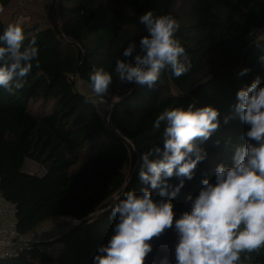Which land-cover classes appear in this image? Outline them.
<instances>
[{"label": "trees", "instance_id": "16d2710c", "mask_svg": "<svg viewBox=\"0 0 264 264\" xmlns=\"http://www.w3.org/2000/svg\"><path fill=\"white\" fill-rule=\"evenodd\" d=\"M0 6V31L23 18L26 35L36 37L40 48V67L24 78V87L15 94L0 89V193L16 206L20 234L37 233L53 219L76 221L58 238L55 260L33 250L0 264H92L98 246L112 235L116 220L109 208L115 197L142 187L140 155L161 143L163 126L157 132L152 125L165 109L195 102L221 113L220 128L201 145L207 159L173 201L178 215L202 179H214L218 164L231 165L246 130L233 110L236 93L257 76L264 78V37L257 38L264 28V0H52L50 6L0 0ZM147 11L178 20L176 37L190 72L179 78L165 72L151 89L114 77L103 104L108 111L96 109L88 96L89 73L101 66L113 71L128 43L147 35L139 23ZM244 68L250 72L241 77ZM113 97L119 102L113 104ZM110 110L114 129L107 122ZM225 117H232L228 124ZM175 242L172 231L154 239L148 264L164 257L174 264ZM247 264H264V249Z\"/></svg>", "mask_w": 264, "mask_h": 264}, {"label": "clouds", "instance_id": "9594fccd", "mask_svg": "<svg viewBox=\"0 0 264 264\" xmlns=\"http://www.w3.org/2000/svg\"><path fill=\"white\" fill-rule=\"evenodd\" d=\"M139 23L147 35L128 43L114 70L101 66L89 73L90 99L106 103L114 77L124 85L151 89L165 72L174 78L190 72L191 61L176 37L180 24L175 17L147 11ZM39 55L36 37L29 38L20 21L9 23L0 31V89L9 94L22 89L24 78L40 67ZM259 62L264 65V55ZM249 72L244 68L238 75ZM112 100L115 104L120 99ZM233 110L246 128L243 143L235 147L230 166L218 164L214 179L201 180L198 193L187 196L188 208L179 215L173 201L207 159L201 145L220 128L221 113L193 102L155 117L154 131L163 126L161 143L140 155L139 191L124 190L115 197L109 208L110 219L116 220L112 235L98 246L92 264H148L154 239L168 231L176 236L174 264H247L252 253L264 249V78L257 76L237 91ZM173 179L178 183H170ZM160 264H169L168 258Z\"/></svg>", "mask_w": 264, "mask_h": 264}, {"label": "built area", "instance_id": "2783aa9c", "mask_svg": "<svg viewBox=\"0 0 264 264\" xmlns=\"http://www.w3.org/2000/svg\"><path fill=\"white\" fill-rule=\"evenodd\" d=\"M49 2L50 0H36ZM263 35L264 28L257 32V36ZM90 92L91 88L87 85ZM92 103L96 109L101 110L103 104L98 98H92ZM16 206L5 200L0 193V260L17 258L22 254L31 251H38L40 254L55 260L58 256L60 244L57 243L63 230L76 221L70 219L69 224H66L63 229L58 226L41 225L37 233L20 234L17 231Z\"/></svg>", "mask_w": 264, "mask_h": 264}, {"label": "crops", "instance_id": "0c3cea01", "mask_svg": "<svg viewBox=\"0 0 264 264\" xmlns=\"http://www.w3.org/2000/svg\"><path fill=\"white\" fill-rule=\"evenodd\" d=\"M45 225H47L48 227L55 225V226H58L59 229H63V227L66 226V219H62V218L53 219V220H50L49 222H47Z\"/></svg>", "mask_w": 264, "mask_h": 264}, {"label": "rangeland", "instance_id": "374dc122", "mask_svg": "<svg viewBox=\"0 0 264 264\" xmlns=\"http://www.w3.org/2000/svg\"><path fill=\"white\" fill-rule=\"evenodd\" d=\"M35 1V0H34ZM52 1L50 0L49 2H45V3H47V5L48 6H50L48 3H51ZM22 20H23V18H18L16 21H20L21 23H22ZM15 21V22H16ZM263 37V35H260V36H257V38L258 39H263L262 38ZM82 91H84V90H82ZM107 105V104H106ZM107 106H104L103 108H102V110H105L106 109V111H108V109L106 108ZM110 109V108H109ZM27 167H28V171L30 172V173H33L34 172V170H31V168H30V166L27 164Z\"/></svg>", "mask_w": 264, "mask_h": 264}, {"label": "water", "instance_id": "95a60500", "mask_svg": "<svg viewBox=\"0 0 264 264\" xmlns=\"http://www.w3.org/2000/svg\"><path fill=\"white\" fill-rule=\"evenodd\" d=\"M207 82V80H205L202 84H205ZM111 110H110V112H109V114H108V117H107V122H108V125H109V127H111L112 129H114V127H113V125H112V121H111Z\"/></svg>", "mask_w": 264, "mask_h": 264}]
</instances>
